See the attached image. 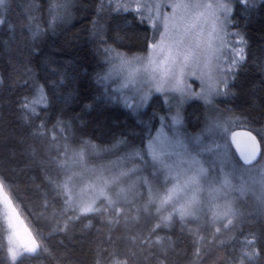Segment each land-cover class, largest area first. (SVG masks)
I'll return each mask as SVG.
<instances>
[{
	"label": "trees",
	"instance_id": "obj_1",
	"mask_svg": "<svg viewBox=\"0 0 264 264\" xmlns=\"http://www.w3.org/2000/svg\"><path fill=\"white\" fill-rule=\"evenodd\" d=\"M232 6L230 30L247 41L246 59L216 103L188 102L183 123L197 133L211 125L212 116L216 123L227 121L230 131L249 128L261 139L264 0H250L241 15L237 0ZM2 7L0 180L39 241L36 252L22 254L15 264H264V211L202 226L194 215L164 218L144 195L121 206L120 196L113 203L99 196L87 212L68 200V145L97 144L102 160L111 162L122 154L143 155L145 141L164 124L162 95L133 112L107 101V88L97 80L112 52L146 50L147 19L137 22L109 0H5ZM118 147L124 151L113 150ZM8 227L0 207V264H12Z\"/></svg>",
	"mask_w": 264,
	"mask_h": 264
},
{
	"label": "rangeland",
	"instance_id": "obj_2",
	"mask_svg": "<svg viewBox=\"0 0 264 264\" xmlns=\"http://www.w3.org/2000/svg\"><path fill=\"white\" fill-rule=\"evenodd\" d=\"M235 1L139 0L143 6L142 14L151 26L147 48L135 53L116 50L108 55L107 68L101 76L102 85L107 88L103 97L124 106V97H129L135 106L146 96L143 107L135 111L131 109L138 112L146 108L158 93L166 102V111L160 115L164 117V124L145 141L147 156L143 150V155L122 154L109 162L108 159L102 160L103 150L97 144L68 145L64 159L68 170L63 187L76 209L81 212L95 209L99 196H106L110 203L120 196L117 204L121 206L144 195L156 202L164 218L194 215L202 226L217 225L225 218L244 212L264 211V147L260 161L251 166L244 165L230 143L232 131L226 125L227 121L223 123L225 125L221 121V126L215 122L217 118L209 116L211 125L206 123L202 131L194 133L183 123L181 111L194 99L213 105L219 98L212 96L206 102L200 96L190 95H203L204 80L198 77L206 76L212 70L210 65L217 63L212 49L218 42L212 34L211 17H208L209 22H205L202 14L209 13L206 8L209 3H224L233 8ZM109 3L114 4L116 9L137 6V0H109ZM217 15L224 18L222 11H218ZM228 20L231 22V14ZM176 28L181 33L187 29L195 34L194 40L200 44L196 63L191 62L190 57L186 61V53H178L167 46L170 43L168 37L176 34ZM224 36L231 44L238 39L233 36L230 23L225 25ZM159 44L165 47L151 46ZM153 69L170 70V77L162 85L165 91L156 92L159 71L154 73ZM178 83L187 85L183 93L178 90ZM118 88L120 92L115 91ZM168 107L172 108L169 112ZM177 118L181 120L180 124L174 122ZM123 147L113 150L123 152ZM162 187L166 188L160 190ZM0 207L9 224L8 249L11 262L15 264L22 254L36 252L39 241L23 220L1 180ZM142 209L146 214H156V211Z\"/></svg>",
	"mask_w": 264,
	"mask_h": 264
},
{
	"label": "snow or ice",
	"instance_id": "obj_3",
	"mask_svg": "<svg viewBox=\"0 0 264 264\" xmlns=\"http://www.w3.org/2000/svg\"><path fill=\"white\" fill-rule=\"evenodd\" d=\"M3 3L4 0H0V13H3L4 11V8L2 7ZM249 3L250 0H237V6L240 9V13H237V15H241L243 12H247ZM142 7L143 6L139 4V0H137L136 7L122 6L117 8L116 11H123L126 14H132L134 20L143 23L146 18L142 14ZM171 7L173 8V4L171 5ZM206 8L210 11L207 15L202 14V17L205 22H209L208 17H211L210 22L212 23V34H214L215 39L218 42L216 44V47L212 49L213 54L216 56L217 63L215 65H210V68L212 70L206 76L198 77L204 80L205 91L203 95L201 96V93H190V95L200 96L206 102H208L212 96L226 95L225 90L229 88L230 81H233L234 78L239 75L238 69L243 66V63L246 59L245 46L247 44V41L239 32L233 33V35L238 37L235 44H231V42L225 39V25L230 23V21L228 20V15L236 12L235 8H232L224 3H217L215 5L209 3L206 5ZM218 11H222L224 13L223 19H221L220 16L217 15ZM137 13H139V15H137ZM148 19L150 20L151 18L149 17ZM5 23V20H0V26H3ZM194 35V33H190L187 29H185L184 32L181 33L176 28V34L168 37L170 43L167 46L171 49H174L178 53H186V61L190 57L191 62L196 63L197 57L199 55L200 44L194 40ZM151 46L160 49H163L165 47V45L163 44ZM106 51L111 50L106 49ZM40 54L41 53L37 51V55ZM157 71H159V82L157 83L155 90L156 92H162L165 91L162 85L170 77L171 72L168 69H153L154 73H156ZM191 74L195 75V73ZM97 80L102 83L101 78L98 77ZM234 86L235 85L233 84V87ZM177 87L178 90L183 93L187 85L178 83ZM115 91L120 92V89L118 88ZM146 101L147 97H142L134 106L131 98L124 97L125 107L128 109H132L133 111L143 107ZM84 103L87 105V100ZM160 119L163 120L164 117H161ZM174 122L176 124H180L181 120L177 118ZM162 131L163 128L161 129V132ZM261 139L264 140V137H261Z\"/></svg>",
	"mask_w": 264,
	"mask_h": 264
},
{
	"label": "water",
	"instance_id": "obj_4",
	"mask_svg": "<svg viewBox=\"0 0 264 264\" xmlns=\"http://www.w3.org/2000/svg\"><path fill=\"white\" fill-rule=\"evenodd\" d=\"M231 143L244 165L256 164L263 155V144L260 137L251 129L241 127L233 130Z\"/></svg>",
	"mask_w": 264,
	"mask_h": 264
}]
</instances>
